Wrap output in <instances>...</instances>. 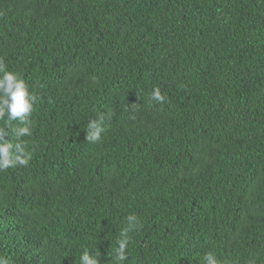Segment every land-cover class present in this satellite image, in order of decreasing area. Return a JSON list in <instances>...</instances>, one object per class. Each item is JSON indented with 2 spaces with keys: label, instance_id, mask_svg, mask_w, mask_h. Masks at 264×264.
<instances>
[{
  "label": "trees",
  "instance_id": "16d2710c",
  "mask_svg": "<svg viewBox=\"0 0 264 264\" xmlns=\"http://www.w3.org/2000/svg\"><path fill=\"white\" fill-rule=\"evenodd\" d=\"M0 60L37 96L8 264H117L130 215L124 264H264V0H0Z\"/></svg>",
  "mask_w": 264,
  "mask_h": 264
},
{
  "label": "clouds",
  "instance_id": "9594fccd",
  "mask_svg": "<svg viewBox=\"0 0 264 264\" xmlns=\"http://www.w3.org/2000/svg\"><path fill=\"white\" fill-rule=\"evenodd\" d=\"M150 99L158 104L166 102V94L159 87L153 88ZM37 102V96L30 91L28 83L19 72L6 70L3 60H0V172L17 166L26 167L32 160V153L27 151V144L22 139L31 136V115ZM105 115L88 122L86 140L95 143L105 132ZM18 122V123H15ZM128 227L120 231L116 240L114 261L124 264L128 258V248L131 243L130 231H137L142 224L135 215L127 217ZM100 253L84 251L80 255V264H100ZM0 264H8L0 257ZM203 264H219L213 252L203 256Z\"/></svg>",
  "mask_w": 264,
  "mask_h": 264
}]
</instances>
